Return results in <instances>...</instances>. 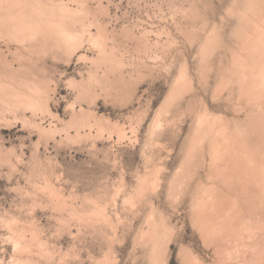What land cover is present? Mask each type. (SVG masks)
I'll list each match as a JSON object with an SVG mask.
<instances>
[{
    "label": "rangeland",
    "instance_id": "obj_1",
    "mask_svg": "<svg viewBox=\"0 0 264 264\" xmlns=\"http://www.w3.org/2000/svg\"><path fill=\"white\" fill-rule=\"evenodd\" d=\"M0 264H264V0H0Z\"/></svg>",
    "mask_w": 264,
    "mask_h": 264
},
{
    "label": "bare ground",
    "instance_id": "obj_2",
    "mask_svg": "<svg viewBox=\"0 0 264 264\" xmlns=\"http://www.w3.org/2000/svg\"><path fill=\"white\" fill-rule=\"evenodd\" d=\"M240 18H241V17H240ZM247 40H248V39H247ZM250 41H251V40H250ZM250 41H248V42H250ZM252 41H253V40H252ZM253 42H254V41H253ZM244 43H245V41H244ZM250 43H251V42H250ZM250 43H249V44H250ZM240 58H241V57H240ZM236 59H237V58H236ZM238 59H239V58H238ZM242 59H243V58H242ZM238 63H239V62H238ZM242 68L244 69V67H242ZM222 130H223V129H222ZM220 131H221V130H220ZM223 131H225V130H223ZM223 131H222V132H223ZM218 132H219V131H218ZM217 134H218V133H217ZM220 138H221V137H220ZM213 139H214V138H213ZM215 140H217V139L215 138ZM211 142H212V141H211ZM209 144H210V143H209ZM209 146H210V145H209ZM224 146H225V145H224ZM206 150H207V149H206ZM211 150H212V149H211ZM226 150H229V149H226ZM226 150L224 149V151H226ZM209 151H210V150H209ZM213 151H214V150H213ZM207 153H208V152H207ZM229 153H230V152H229ZM209 154H210V153H209ZM220 154H221V153H220ZM232 154H233V153H232ZM212 155H213V153H212ZM230 155H231V153H230ZM230 155H229V156H230ZM209 156H210V155H209ZM209 156H208V157H209ZM218 156H219V155H218ZM229 156H227L228 158H224V159H227V160L230 159V160H231V158H230ZM210 157H212V156H210ZM238 158H239V157H238ZM238 158H237V159H238ZM230 160H229V161H230ZM230 162H231V161H230ZM232 162H233V161H232ZM233 163H234V162H233ZM239 164H240V163H239ZM233 165H234V164H233ZM236 166H237V165H236ZM231 167H232V166H231ZM233 167H235V166H233ZM233 167H232V168H233ZM235 168H237V167H235ZM235 168H234V169H235ZM234 169H233V170H234ZM229 170H230V169H229ZM229 170H228V172H231V170H230V171H229ZM235 170H237V169H235ZM240 170H241V169H240ZM240 170H239V172H240ZM231 174H232V173H231ZM232 176H233V174H232ZM219 177H220V176H219ZM230 177H231V176H230ZM223 178H224V177H223ZM225 178H227V177H225ZM218 179H219V178H218ZM223 180H225V179H223ZM223 180H221V181H223ZM203 188H205V187H203ZM198 202H199V201H198ZM197 207H198V206H197ZM199 207H200V204H199ZM216 219H217V218H216ZM217 221H218V220H217ZM222 224H223V223H222ZM216 225H217V224H216ZM219 234H220V233H219ZM208 235H209V234H208ZM256 236H257V235H256ZM255 239H256V237H255ZM216 240H217V239H216ZM155 247H156V246H155ZM157 248H158V246H157ZM157 248H155V249L157 250ZM153 249H154V248H153ZM155 249H154L153 251H155ZM154 253L156 254L157 252H154ZM157 254H158V253H157Z\"/></svg>",
    "mask_w": 264,
    "mask_h": 264
}]
</instances>
